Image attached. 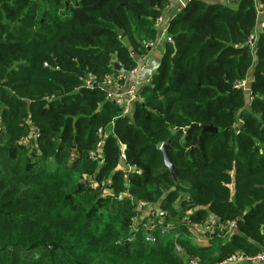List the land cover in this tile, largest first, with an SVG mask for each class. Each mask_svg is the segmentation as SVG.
<instances>
[{"label": "trees", "instance_id": "16d2710c", "mask_svg": "<svg viewBox=\"0 0 264 264\" xmlns=\"http://www.w3.org/2000/svg\"><path fill=\"white\" fill-rule=\"evenodd\" d=\"M224 1L188 0L170 19L171 43L123 116L107 77L136 67L168 0H0V264H218L264 251V26L248 43L264 0ZM139 202L161 214L155 243L132 231ZM212 219L236 227L195 243Z\"/></svg>", "mask_w": 264, "mask_h": 264}, {"label": "built area", "instance_id": "2783aa9c", "mask_svg": "<svg viewBox=\"0 0 264 264\" xmlns=\"http://www.w3.org/2000/svg\"><path fill=\"white\" fill-rule=\"evenodd\" d=\"M233 1V0H230ZM161 19L157 20V24H159ZM251 40V38H250ZM249 40V41H250ZM166 42L171 43V39L169 37L166 38ZM154 45V42L149 44V48ZM143 70V67L136 66L133 70L128 72V74L132 75L133 77L138 78L140 72ZM124 79V74H119L115 78L112 76L107 77V81L111 84L110 89H107V93L105 94L106 100L113 102L114 105L118 106L122 110V115H129L133 104L136 100H138L137 95V88L134 85L128 86L125 89H120L122 80ZM86 86L90 87L92 85V80L89 79L85 82ZM103 131L100 129L98 130V136L102 137ZM97 148V156L100 152L101 148V141H99L96 145ZM119 163L124 166L126 162V154H125V147L124 145H119ZM96 153H91L89 158L94 159ZM132 168L126 167V171H131ZM135 210L138 214L132 220V231L133 233L137 232L138 229L141 227L147 231V236L145 240L149 243H155V238L151 235L153 231H155L157 227L156 217H161V214L157 210L156 206L151 204H146L144 202H139L135 205ZM236 227V221L227 220L225 222L219 223L217 220L212 219L208 220L203 223L201 226H196L195 231L199 234L193 235V240L197 244H205L207 243L206 237L208 234H212L215 230H221L230 234ZM168 228V227H167ZM166 231V229H164ZM225 233V234H226ZM189 264H198L196 259H191ZM218 264H264V251L253 256V257H244L242 255H232L226 261L218 263Z\"/></svg>", "mask_w": 264, "mask_h": 264}, {"label": "crops", "instance_id": "0c3cea01", "mask_svg": "<svg viewBox=\"0 0 264 264\" xmlns=\"http://www.w3.org/2000/svg\"><path fill=\"white\" fill-rule=\"evenodd\" d=\"M207 2V0H202ZM209 2H217L220 4H224V0H208ZM222 1V2H221ZM224 1V2H223ZM188 0H168L167 8L162 12V21L161 23L156 25L157 36L154 41V45L149 48L147 53L144 56H134V61L136 66L143 67V70L140 72L138 78L133 77L130 74L124 73V79L121 82L120 89H125L128 86L134 85L137 89L140 86L146 85L151 75L155 72L161 54L164 49V45L166 43V29L168 23L172 17L179 13V11L185 6ZM234 2V0H233ZM110 89V86L108 85Z\"/></svg>", "mask_w": 264, "mask_h": 264}, {"label": "rangeland", "instance_id": "374dc122", "mask_svg": "<svg viewBox=\"0 0 264 264\" xmlns=\"http://www.w3.org/2000/svg\"><path fill=\"white\" fill-rule=\"evenodd\" d=\"M207 2H209L207 0ZM222 2V1H221ZM224 2V1H223ZM236 0H234L233 3H235ZM224 4H227L226 2H224ZM162 21V15L159 17ZM158 18V19H159ZM157 19V20H158ZM160 21V23H161ZM157 25V24H156ZM264 26V16H263V12H262V9L260 7L257 8V23H256V27H255V30H254V34L253 36L251 37V40L248 42L250 44V46L252 47V52L254 51L253 47H254V43L258 37V35L262 32V28ZM249 77H250V74H249ZM249 77L248 79L241 85L242 89H243V92H244V104H245V108L247 109L248 108V104H249V90H248V82H249ZM192 234L193 235H196L197 232L195 231V228L194 230L192 231Z\"/></svg>", "mask_w": 264, "mask_h": 264}, {"label": "water", "instance_id": "95a60500", "mask_svg": "<svg viewBox=\"0 0 264 264\" xmlns=\"http://www.w3.org/2000/svg\"><path fill=\"white\" fill-rule=\"evenodd\" d=\"M114 66H115V68L117 70L119 69V67L117 65H114ZM95 86H96V84L94 85V87ZM203 131H205V132H216V129L213 128L212 126H207V127H203ZM169 145H170L169 141L164 143L160 147V152H161L164 168L166 170H168V172L170 173V175L173 178V180H175V167L171 164V162H170V160L168 159V156H167V150L169 149Z\"/></svg>", "mask_w": 264, "mask_h": 264}]
</instances>
